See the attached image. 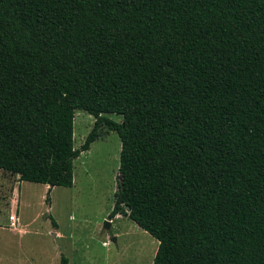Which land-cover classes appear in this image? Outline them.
Returning <instances> with one entry per match:
<instances>
[{
    "label": "trees",
    "instance_id": "16d2710c",
    "mask_svg": "<svg viewBox=\"0 0 264 264\" xmlns=\"http://www.w3.org/2000/svg\"><path fill=\"white\" fill-rule=\"evenodd\" d=\"M101 126L152 264H264V0H0V171L49 207Z\"/></svg>",
    "mask_w": 264,
    "mask_h": 264
},
{
    "label": "rangeland",
    "instance_id": "374dc122",
    "mask_svg": "<svg viewBox=\"0 0 264 264\" xmlns=\"http://www.w3.org/2000/svg\"><path fill=\"white\" fill-rule=\"evenodd\" d=\"M93 125V117L75 111L74 148ZM98 131L97 140L73 163V186L53 187L49 207L44 185L0 171V264H60V255L68 264H152L157 241L125 217H107L119 181L120 140L105 126ZM10 215L16 217L13 225ZM104 221L110 222L109 230Z\"/></svg>",
    "mask_w": 264,
    "mask_h": 264
},
{
    "label": "water",
    "instance_id": "95a60500",
    "mask_svg": "<svg viewBox=\"0 0 264 264\" xmlns=\"http://www.w3.org/2000/svg\"><path fill=\"white\" fill-rule=\"evenodd\" d=\"M104 228L106 230L110 229V222L109 221H104ZM112 241H115V238H112Z\"/></svg>",
    "mask_w": 264,
    "mask_h": 264
},
{
    "label": "built area",
    "instance_id": "2783aa9c",
    "mask_svg": "<svg viewBox=\"0 0 264 264\" xmlns=\"http://www.w3.org/2000/svg\"><path fill=\"white\" fill-rule=\"evenodd\" d=\"M15 218L16 217L14 215H10V217H9V221L12 222V225L14 224Z\"/></svg>",
    "mask_w": 264,
    "mask_h": 264
},
{
    "label": "crops",
    "instance_id": "0c3cea01",
    "mask_svg": "<svg viewBox=\"0 0 264 264\" xmlns=\"http://www.w3.org/2000/svg\"><path fill=\"white\" fill-rule=\"evenodd\" d=\"M44 186H45V189H46L47 186H46V185H44ZM54 234H55L56 236L58 235V233L56 232V230H55Z\"/></svg>",
    "mask_w": 264,
    "mask_h": 264
}]
</instances>
